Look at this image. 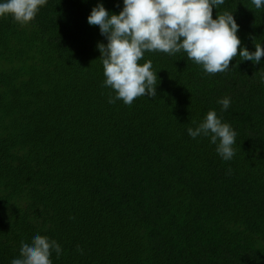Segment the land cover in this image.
Listing matches in <instances>:
<instances>
[{
	"label": "trees",
	"instance_id": "trees-1",
	"mask_svg": "<svg viewBox=\"0 0 264 264\" xmlns=\"http://www.w3.org/2000/svg\"><path fill=\"white\" fill-rule=\"evenodd\" d=\"M96 2L46 0L23 26L0 16V264L33 232L61 245L52 264H264V56L240 61L238 45L205 73L183 51H146L155 95L110 104ZM223 11L264 48V7ZM209 109L236 132L230 160L185 131Z\"/></svg>",
	"mask_w": 264,
	"mask_h": 264
},
{
	"label": "clouds",
	"instance_id": "clouds-1",
	"mask_svg": "<svg viewBox=\"0 0 264 264\" xmlns=\"http://www.w3.org/2000/svg\"><path fill=\"white\" fill-rule=\"evenodd\" d=\"M45 3L46 0H0V16H10L23 26ZM223 3L224 0H121L120 10L112 12L97 0L86 22L98 26L106 40L98 41L96 48L104 76L102 86L113 93L107 102L121 100L129 105L136 97L155 95L157 71L151 60L138 63L146 51L169 55L183 51L205 73L228 69L229 61L237 56L238 45L240 61L260 63L264 48L257 43L250 51L242 45L232 12H216L213 18V8ZM250 4L261 9L264 0H250ZM260 83L264 84V73L260 74ZM216 102L223 111L229 107L230 97H220ZM185 131L191 138L207 137L222 160L233 157L236 132L215 109H209L195 127ZM18 252L10 264H52V253L59 258L62 249L55 239L33 232L27 241H21Z\"/></svg>",
	"mask_w": 264,
	"mask_h": 264
}]
</instances>
